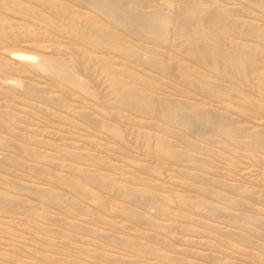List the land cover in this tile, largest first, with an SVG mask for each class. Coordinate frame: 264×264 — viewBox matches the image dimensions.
I'll return each instance as SVG.
<instances>
[{"label":"rangeland","instance_id":"374dc122","mask_svg":"<svg viewBox=\"0 0 264 264\" xmlns=\"http://www.w3.org/2000/svg\"><path fill=\"white\" fill-rule=\"evenodd\" d=\"M11 1H23L35 13L0 8V25L8 32L0 33V264H264V110L244 99L258 98L257 90L222 73L217 76L232 93L207 95L199 80L182 79L179 71V78H161L124 59L157 50L148 36L113 37V25L99 29L85 19V29L105 40L92 45L47 22L35 1ZM202 1L237 23L224 36L264 52L263 43L243 32L264 30V0ZM148 5L175 19L188 10L182 0H128L125 15L131 17L132 9L146 14ZM76 8L89 12L80 3ZM206 11L204 6L192 26L198 37L216 40V33H206L208 22L197 26ZM175 25L168 45L176 70L185 60L198 75L217 78L200 57L185 54ZM80 50L121 61L117 77L127 84L129 73L149 79L137 83L136 94L152 109L155 101L178 103L177 116L188 123L168 121L160 108L138 112L119 101L100 67L78 64ZM53 56L88 92L39 72L38 59ZM211 112L218 128L208 124ZM232 129L239 130V141L226 135ZM74 180L107 208L75 190ZM8 201L20 208L11 209Z\"/></svg>","mask_w":264,"mask_h":264},{"label":"bare ground","instance_id":"6f19581e","mask_svg":"<svg viewBox=\"0 0 264 264\" xmlns=\"http://www.w3.org/2000/svg\"><path fill=\"white\" fill-rule=\"evenodd\" d=\"M33 1H35V3H37L38 6L41 8L36 13H38L39 15H42V17H44L47 22H49L52 25H58L60 30L66 34H70L73 36H79L83 40L90 41L92 45L96 43H101L102 41H105V40L102 37H98V38L94 37L95 35L93 34V32L85 29V24H84L85 19L87 21L93 22L94 25H96L99 29H103L104 27H107V25H113L114 27L112 29L113 37H118V35H122V34H128L130 36H135L136 38L140 39L143 36H148L152 40L151 43L153 45V48H158L157 50L145 51V55H142V56H137L135 53L134 54L126 53L125 54L126 58L124 59L126 60L134 59L133 61H135L136 64L145 65L146 67H149L152 70H156L161 76V78H167L170 76L176 78L178 77L177 71H179L180 77H182V79L199 80V85L201 88L204 89V92L207 95H212V96L221 97L224 94L232 93V91L230 92L226 91L222 83L223 80H221L217 76V74L223 73L229 78L230 81H236L240 85L253 86V88H255L258 92L257 94L258 98H253L251 96H245L244 99L248 103L254 104L259 109L264 110V73H263L264 71V52H260L255 47H253L254 45L252 44L241 45L237 43V41L234 39L236 36L235 37L224 36L226 32L233 30L237 26V23L230 22L220 11L215 10L213 7H211L208 4H205L202 0H182V2L186 4L188 10L186 12L179 13L178 16L176 17L177 19L169 18L162 9H158L157 7H154L152 5H148L147 9H151V10L148 11L146 14L139 13L136 10L132 9L131 11L132 16L127 17L125 15V5L128 0H33ZM138 1L143 2V0H138ZM24 3L23 1L14 2L11 0H0V8L5 9L8 7L14 6L15 8L18 9V11L20 10L21 11H24V10L32 11L30 9L31 5H27L26 3L25 4ZM77 3H80L84 5L85 7H87L89 9V12H82L78 10L76 8ZM204 6L207 7V11H206L207 16L204 17V20H202L201 23L198 24L197 26L203 27L205 23L208 22L209 27L208 29H206V33L207 34H211L212 32L216 33L217 36H214L216 40L210 39V36H205L206 38L204 39L198 37L197 31L192 26V23H191L192 19L198 18L199 16L204 15L203 14L204 12H202V8ZM32 13H35V12L32 11ZM142 17L143 19H145V21L142 23H138L137 19L142 18ZM175 22H177V26L176 25L175 26L178 31V34L184 37V40H185L184 41L185 46H186L185 54H187L189 58L200 57L202 64H208L215 70V74L217 78L214 77L215 79H212V78L204 77L202 75H198L194 69L190 68L188 65L185 64L186 62L185 60L182 61L181 67L176 70L175 66L172 63L174 58L170 57L169 55V52L172 49L168 45L169 33L173 29L174 27L173 25L175 24ZM199 27H197L198 28L197 30H199ZM243 32H245V35L252 38L255 42L264 44V30H256V31L252 30V31H243ZM0 33H4V34L8 33L4 25H0ZM97 36H102V35L97 33ZM229 41L234 46H231V44H229ZM160 46H164V47L160 49L159 48ZM38 60L39 62L38 63L36 62L37 63L36 66L39 68V72L43 71L44 74L48 75L49 77L54 78L60 83L67 84L73 87L74 89L88 92L86 83L77 78V76L74 74V72L72 71V69L69 67V65L66 62L54 56L44 57L41 59L39 58ZM89 63L90 64L93 63V65L100 67L104 71V73L106 74L107 78L109 79L111 83L110 85H112L113 87L116 98L119 101L126 103V105L132 107L134 110L138 112L148 110L151 113H154L156 108H160L163 117L167 119L168 121L176 122L177 120H181L184 123H188L187 117L181 116L179 118L177 116L178 111L181 108L178 105V103L173 102L170 104V106H166L164 102L155 101V106H156L155 109L149 108L146 105V101L141 99L136 94L138 91L135 87L137 83H140L143 81L144 82L149 81V79L141 78L139 75L135 73H129V78L132 81V84L130 85V84L125 83L123 80L117 77L119 70L123 67V63L121 61H118V62L111 61L101 56L93 55V53L90 50L89 52H84L80 50L78 64L83 65L87 69H89V67L87 66ZM114 65L116 69L114 68ZM35 69L37 68L35 67ZM40 69L42 71H40ZM250 83H253V84L250 85ZM15 86L18 89H21L19 88V85L18 86L15 85ZM128 88H131V90ZM209 118H210L208 122L209 126L218 128V125L215 121L216 119L212 112L209 114ZM113 129L116 135H119V130L116 128H113ZM239 133H240L239 130L232 129V130H228L226 135L232 141H239V138H240ZM256 143L257 142H255V144ZM157 146L160 147V150L162 151L163 154L170 155L169 154L170 152L165 150L163 146V141H158ZM229 149L231 148L229 147ZM143 174H144V171H143ZM93 180H95V178ZM71 186L75 190L81 193L92 194L82 181L74 180L72 181ZM92 195L94 197L96 204L99 207L107 208L108 205L101 196L94 195V194ZM235 202H236V199H235ZM2 203L5 204L4 200H2ZM6 203H13L11 204L12 206H9L11 209L18 210L20 208L19 204L16 202L8 201ZM183 203H186L185 199L183 200ZM198 208L201 211L207 214H210V215L217 214L216 211L213 210L212 206L209 207L204 204H199ZM3 255L6 257L10 256L8 252L3 253ZM4 259L6 260V258Z\"/></svg>","mask_w":264,"mask_h":264}]
</instances>
